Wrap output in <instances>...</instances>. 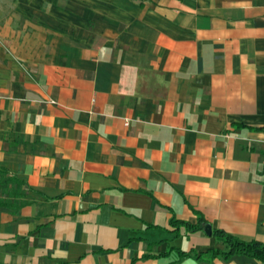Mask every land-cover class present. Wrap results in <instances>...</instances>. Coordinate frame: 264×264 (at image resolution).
<instances>
[{"label":"crops","instance_id":"1","mask_svg":"<svg viewBox=\"0 0 264 264\" xmlns=\"http://www.w3.org/2000/svg\"><path fill=\"white\" fill-rule=\"evenodd\" d=\"M0 165V264H264V0H0Z\"/></svg>","mask_w":264,"mask_h":264},{"label":"trees","instance_id":"2","mask_svg":"<svg viewBox=\"0 0 264 264\" xmlns=\"http://www.w3.org/2000/svg\"><path fill=\"white\" fill-rule=\"evenodd\" d=\"M8 170L5 169L3 166L0 165V178H6L7 184H12L11 189H5L6 194L9 196L7 199L0 198V204L6 205L8 207H18L20 206L23 201L18 200L22 193L24 192L22 189V185H24V181L19 179L16 176H8ZM198 223L192 224L188 222L181 221L177 219L175 216L171 218L170 222L172 225H176L180 227L181 224H185L188 229L190 230H197L204 226L205 221L201 216L198 217ZM212 235L216 237V239L223 244H225L226 248H212L208 249L206 252L209 254L207 261L213 257L222 256L225 259H228L234 254H245L250 255L261 262H264V242L259 241L257 239H242L236 234H231L221 228L214 229L212 231ZM179 255L186 256L190 254L189 252L183 250H177Z\"/></svg>","mask_w":264,"mask_h":264},{"label":"water","instance_id":"3","mask_svg":"<svg viewBox=\"0 0 264 264\" xmlns=\"http://www.w3.org/2000/svg\"><path fill=\"white\" fill-rule=\"evenodd\" d=\"M204 230H205L208 234H210L211 231H212V225H211V223H209V222H205V223H204Z\"/></svg>","mask_w":264,"mask_h":264},{"label":"built area","instance_id":"4","mask_svg":"<svg viewBox=\"0 0 264 264\" xmlns=\"http://www.w3.org/2000/svg\"><path fill=\"white\" fill-rule=\"evenodd\" d=\"M125 122L128 124L129 123V119H126Z\"/></svg>","mask_w":264,"mask_h":264}]
</instances>
